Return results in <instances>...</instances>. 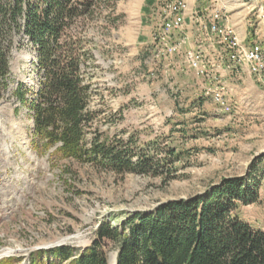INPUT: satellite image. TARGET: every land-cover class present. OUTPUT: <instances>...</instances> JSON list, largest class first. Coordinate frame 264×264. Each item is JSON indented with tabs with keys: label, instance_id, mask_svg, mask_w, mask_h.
Listing matches in <instances>:
<instances>
[{
	"label": "rangeland",
	"instance_id": "obj_1",
	"mask_svg": "<svg viewBox=\"0 0 264 264\" xmlns=\"http://www.w3.org/2000/svg\"><path fill=\"white\" fill-rule=\"evenodd\" d=\"M154 1L150 19L141 25V5L147 0H71L73 14L58 41L63 46L70 36L88 86L83 143L89 147L107 139L123 159H132V166L117 171L109 163L54 159V147L45 154L30 150L32 114L18 101L16 90L22 86L30 100L42 71L22 19L19 28L2 33L8 74L0 94V123L10 114L25 139L0 128V264H29L31 253L59 246L86 247L100 224L117 227L130 215L204 195L227 179L255 185L254 199L238 204L237 214L252 228L264 230V95L247 90L248 85L230 89L224 82L229 73H244L264 89V71L255 76L242 67L231 70L214 20L219 15L222 26L231 27L246 48L264 45L258 39L260 2L172 0L173 10L182 6L176 15L180 22L170 20L177 24L181 42L174 45L173 28H166L163 42H156L167 15L158 8L169 0ZM186 24L197 29V40L185 31ZM141 36L146 41L140 50ZM14 53L30 58H18L17 72ZM189 53L204 55L205 78L196 77ZM215 53L218 63L210 73L214 62L209 57ZM218 89L217 101L213 91ZM170 148L180 153L171 165L162 158ZM146 155L152 161L134 168L138 157ZM114 254L109 253V264Z\"/></svg>",
	"mask_w": 264,
	"mask_h": 264
},
{
	"label": "trees",
	"instance_id": "obj_2",
	"mask_svg": "<svg viewBox=\"0 0 264 264\" xmlns=\"http://www.w3.org/2000/svg\"><path fill=\"white\" fill-rule=\"evenodd\" d=\"M70 1L0 0V94L8 74V48L2 46L1 35L19 28L22 19L43 78L30 100L22 86L16 90L18 101L32 114L30 150L45 154L54 147V159L109 163L117 171L132 166V159H123L107 139L94 140L89 147L83 143L88 86L82 63L70 48V36L63 46L58 43L73 14ZM151 158L138 157L134 168ZM162 158L171 165L179 161L180 153L170 148ZM247 184L245 179H227L204 195L130 215L117 227L100 224L88 246L37 251L29 255V264H109L111 251L115 264H264V230L252 228L237 214L238 204L254 199L255 185Z\"/></svg>",
	"mask_w": 264,
	"mask_h": 264
},
{
	"label": "bare ground",
	"instance_id": "obj_3",
	"mask_svg": "<svg viewBox=\"0 0 264 264\" xmlns=\"http://www.w3.org/2000/svg\"><path fill=\"white\" fill-rule=\"evenodd\" d=\"M254 1L260 2V4L258 3L259 4V6H258L259 11H258L257 16L259 18V23L257 24V28L261 30L262 33H260V36H261V39H263V41H264V2H263V0H254ZM163 7H165V6H163ZM166 8H167V6L165 7V13L164 14L172 15V9L167 8V10H166ZM181 9H182V6L178 7V8L176 7V9L173 10V15L170 16V20H178L179 21V19L176 18V15L178 13H181V11H180ZM256 12H257V10H256ZM217 16H219V15L214 16V20H216V21H217ZM223 30L224 31H230V36L232 38V40H230V50L231 51H237V54H232V59H231V57H228V51H227V54L225 55L227 61L230 63L229 65H232L230 67L231 68L232 67H237V68L242 67L243 70L245 69V71H247L250 75L260 76L262 74V72L264 71V60H262V62H261V73H259L257 70V61H256V59H253V57H254V46H252L251 48H246L240 42V40L237 39L238 35L235 33V31L231 27H227V26H222V29H218V33H219V37H220L221 41H225V34L223 33ZM222 44H224V43H222ZM258 46H260L261 49L264 50V45L262 43H261V45H258ZM14 58H15L14 70L16 72H17V60H18V58H24V59L30 60V58L27 55L22 56L21 54H17V53H14ZM187 60H188L189 65L194 69V71L196 72L197 75L202 76L205 74L206 68L204 65V55H200L199 53H189ZM224 64H225V62H224ZM261 82L263 83V81H261ZM220 93H221V91H220ZM220 93H219V89H218V91L217 90L213 91V96H214L215 100H217V101L219 100ZM5 123L9 124V129L6 128ZM5 123H3V124L0 123V128L3 132L6 133L9 130V132H10L9 134L12 138L15 137L18 140L24 141L25 138H24L23 132L21 131V128L19 127V125H17L15 123L13 117L10 114L6 115V122ZM4 253H9V252L5 251ZM114 257H115V254L112 256L111 264L114 263Z\"/></svg>",
	"mask_w": 264,
	"mask_h": 264
},
{
	"label": "crops",
	"instance_id": "obj_4",
	"mask_svg": "<svg viewBox=\"0 0 264 264\" xmlns=\"http://www.w3.org/2000/svg\"><path fill=\"white\" fill-rule=\"evenodd\" d=\"M154 0H147V3L145 2L143 5H141V10H140V24H146L148 19H150V16L152 14V10L154 7V4L156 5L157 2ZM152 4V5H151ZM152 9H151V7ZM150 7V8H149ZM192 28V29H191ZM185 31H189L193 40H197L198 35H197V29L195 27H190L189 25H185L184 27ZM258 39L264 43L263 39H261L260 37H258ZM145 37L141 36V41L137 42V48H139L140 50L143 48V46L145 45ZM218 51L220 52V48L218 47ZM218 57V53L212 54L209 59L210 61H213L214 64L210 63L209 66V72H215V63H218L217 58ZM227 78L224 79L225 85H227V87H231L230 89H236L239 86H244V85H248L247 86V90L250 89L249 91H253V92H258V93H262L264 95V89L258 88L257 86H255L254 81L252 78L248 77L247 75H245L244 73L241 74L240 76L238 75H234L232 73L227 74ZM242 75H245L244 77L241 78Z\"/></svg>",
	"mask_w": 264,
	"mask_h": 264
},
{
	"label": "built area",
	"instance_id": "obj_5",
	"mask_svg": "<svg viewBox=\"0 0 264 264\" xmlns=\"http://www.w3.org/2000/svg\"><path fill=\"white\" fill-rule=\"evenodd\" d=\"M173 6L174 5H172V0H169L167 7H172V15H173ZM158 13H165V8H158ZM172 15H166V20H165L164 24H162L160 26V33H158L156 36V42H163V36H166V28H173L174 29V38H171V39L174 40V45H181V42L176 39V31H179V30H177V24H170V16H172ZM215 24L217 26V29H222V23H220V16H217V21ZM223 33L225 34V41H220V42L225 44V47H227V50H228V57H231V59H232V54H237V51H231L230 50V40H232V38L230 36V31H224L223 30ZM252 45H253V43H252ZM253 46H254V57H253V59H256L257 70L259 73H261V62H262V60H264V50H262L261 47L258 45H253ZM163 48H165L164 45H163ZM168 49L171 50V53H175L174 48H168ZM155 55L157 57H160V53H154V56ZM232 69H236V68H231V70ZM196 77L205 78V76H197V75H196ZM207 83H208V85H210L209 79H207Z\"/></svg>",
	"mask_w": 264,
	"mask_h": 264
},
{
	"label": "water",
	"instance_id": "obj_6",
	"mask_svg": "<svg viewBox=\"0 0 264 264\" xmlns=\"http://www.w3.org/2000/svg\"><path fill=\"white\" fill-rule=\"evenodd\" d=\"M113 264H115V257H114V263Z\"/></svg>",
	"mask_w": 264,
	"mask_h": 264
}]
</instances>
